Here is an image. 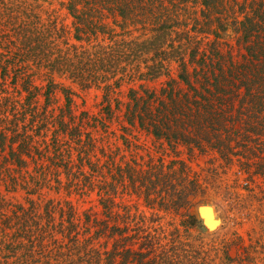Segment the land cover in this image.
I'll use <instances>...</instances> for the list:
<instances>
[{
  "label": "rangeland",
  "instance_id": "obj_1",
  "mask_svg": "<svg viewBox=\"0 0 264 264\" xmlns=\"http://www.w3.org/2000/svg\"><path fill=\"white\" fill-rule=\"evenodd\" d=\"M251 1L211 0L206 6L203 0H140L135 9L133 4L136 17L132 13L119 17L124 28L115 29L120 33L115 34L120 39L116 50L131 54L129 64L120 60L126 76L121 86L106 95L104 84L113 83L114 78L83 88L50 69L48 63L56 48L63 52L74 46L106 45L112 42L108 34L94 39L90 33L85 40H76L74 19L67 9L69 0H0L1 19L15 17L27 25L32 21L33 31L36 29L25 36V44L1 41L0 54L19 53V66L28 70L32 86L39 87L40 100V133L35 137L40 165L15 169V185L2 180L5 173H0V264H264V118L262 128L251 132L242 118H252L240 111L238 132L231 130L220 137L229 136L228 148L212 144L215 137H207L195 126L196 121L187 117L177 121V129L189 130L187 139L173 136L172 128L169 137H158L149 121L155 116L159 123L156 107L162 108L160 101L172 106L162 92L169 89L171 81L178 83L182 61L192 84L176 85L175 90L180 88L177 98L198 107L204 104L202 96H209L201 83L210 75L209 69L220 66L239 72L262 60L252 55V40L244 39L238 22L244 17L239 12L241 4L250 7ZM170 15H176L177 22L168 20L171 30L165 29L158 43L167 51V68L151 77L147 74L154 68L145 66L152 64L154 51L146 46L160 19ZM39 35L40 42H31ZM41 35H48L44 43ZM143 41L147 42L142 45ZM44 44L49 48L43 49ZM256 47L263 56L260 45ZM138 52H142L140 57ZM164 59L157 57L155 62ZM19 82L20 78L16 87ZM50 82L57 88L46 103L44 94ZM62 88L71 91L70 107L75 121L81 120L91 136L90 146L85 144V135L78 139L68 130H60L58 115L68 118ZM131 90L136 93L132 95ZM104 99L110 103L109 111ZM145 100L147 110L143 108ZM134 106L130 117L127 112ZM83 146L94 152L93 160H99L105 183L100 190L87 184L77 188L67 185L70 179L85 181L81 172L94 173L90 180L100 179L98 171L88 170L83 163L86 159L81 160L78 150ZM68 148H73L70 157ZM4 153L0 152V160ZM7 167L15 168L9 162ZM149 180L161 185L145 191ZM33 188L36 191L32 193ZM204 200L212 203L222 219L213 233L198 227L197 207ZM67 212H73L72 219L78 224L71 232Z\"/></svg>",
  "mask_w": 264,
  "mask_h": 264
},
{
  "label": "trees",
  "instance_id": "obj_2",
  "mask_svg": "<svg viewBox=\"0 0 264 264\" xmlns=\"http://www.w3.org/2000/svg\"><path fill=\"white\" fill-rule=\"evenodd\" d=\"M138 1L140 0H69L67 9L74 19V37L76 40H85V35L88 38L91 33L94 39H97L100 35L108 34L112 42L106 45L98 43L91 48L84 45L79 47L74 46L72 48H66L63 52L56 48L55 56H53L48 63L50 69L78 82L83 88L100 86L114 78L113 83L104 84L106 95L109 92H113V89L121 86L122 80L126 76L124 75L126 67L120 64V60L129 64L127 60L130 59L131 54L124 52V50H121V52L116 50L120 45V39L116 36H119L120 33H117L115 29L117 27L121 29L124 28L123 25L119 24V17H124L129 13H132L133 16L136 17V14L133 13V4L135 9V7L139 5L137 3ZM158 1L163 2L164 0ZM210 2L211 0H203V4L206 6L209 5ZM243 2L246 3L245 1ZM250 7L249 4L245 6L241 4L239 8V12L244 13L243 19L238 21L240 24V31H243V37L246 41L252 40V46H250L251 50L254 49L252 55L262 60L256 63L251 62V64L246 67V70H241L239 72H232L231 68H226L224 70L220 68V66H218L220 70H218V68L217 70L209 69L210 75L208 74L206 79L201 82L202 85H204L202 89L206 90L209 96H202L204 98V104L198 107L189 104L190 101H188L189 103L187 104L181 102L183 99L180 97L177 98V95L180 93V88L175 90L176 85H180V82L187 85L192 84L190 74L186 70V63L182 61L180 63L181 73L178 75V83L175 84L171 81L167 85L169 89H165L162 92L170 99L172 106L169 107L164 101H160L162 108H159L160 106L156 107V116L159 117V123H156L155 116L153 119L149 120L156 136L169 137V132L172 128L173 136H178L180 139H187L188 137L185 134H189V130L185 132V130L177 129L180 126L177 121L181 120L182 117H187L189 120H193V122L196 121L195 126L198 127L199 130L203 129L207 137H215L216 142L212 144L218 147H222V145L225 144L228 148L226 141H228L227 139L229 136L226 139H220V137L225 132L230 133L231 130L238 132L239 129L236 127V124L239 123V119L242 118H239L240 116L237 117L240 111H243L242 114H246L248 117L252 118V120L242 118L245 120L244 124L249 125L251 132L252 130H257V128H262L260 124L262 123V117L264 118V0H252ZM109 19H111V21H109ZM168 20L177 22L176 15H170L168 18L166 17L165 20L160 19V24L156 29L153 40L146 46V49H152L154 51L153 56L150 58L152 64L145 66L146 68H154L152 73L147 74L151 77L158 74L163 69V71H166L167 68L164 64V58H167V51L166 49H160L158 43H160L159 41L164 36V30H171L172 26L170 25L171 23L168 24ZM209 31L214 34V31L210 29L208 32ZM34 32H36V29L33 31L32 21L27 25L26 22L19 21L15 17L12 19L8 17L6 21L0 17V43L4 40L8 41L7 45H12L16 40H19L20 44H25V36ZM47 38L48 35H41L43 43ZM121 40V43H124V39ZM32 41L40 42V35L36 38L33 36L31 38V42ZM129 42L132 43L133 46L136 45L134 41L129 40ZM145 42L147 41H143L141 44L144 45ZM257 44L260 45V53H262L263 56H259L257 53ZM38 46L40 48V44H38ZM42 47L43 49L49 48L46 44ZM141 49L144 50L145 47L142 46ZM27 52L25 51L24 54ZM49 53L50 51L48 54ZM141 53L138 57L141 56ZM18 55L19 53L16 52L0 54V152H5L0 160V173H5L2 175V180H10L12 185H15L13 183L17 181V178L12 175L15 169H27L31 164H34V166L40 165L38 158L40 157V150L35 141V137L40 133L39 87L32 86L31 75L28 73V70L19 66L21 60L17 59ZM156 56L164 60L155 62ZM139 60H142V58H138V61ZM11 73H13L12 80L9 81ZM216 73L218 74L216 75ZM117 74H121V76L116 78ZM211 76H213L214 81L211 80ZM19 78L21 82H19L17 84L18 87H16L15 84ZM55 87L56 84L50 82L44 94L46 103L50 100V95L53 94L52 92H54ZM212 88H215V90L212 91ZM198 90L199 89L195 87V91L201 94ZM62 91L65 95L68 118H62V114L58 115L57 123L60 130H68L69 134L74 137H79L78 139L85 135V144L89 143L90 146L89 141L91 140V136L84 131L86 127L82 124L81 120L78 122L75 121L76 117L70 107L72 103L71 91L66 88H62ZM23 93L25 94L24 96H22ZM130 93L134 95L136 90H131ZM153 96L154 94L151 93L150 97ZM104 100L107 101L105 108L109 111L110 103L107 99ZM200 101H202L201 97ZM200 101L195 100V103L201 104ZM229 101L231 103L228 106ZM146 102L147 100H145L143 106L145 110L149 107L146 105ZM243 105L245 106L243 107ZM143 108H141L142 111ZM134 111L135 106L130 108L127 114L130 112L131 117ZM233 118H235L236 121L233 120ZM66 119L69 120L66 121ZM53 120L55 124L56 118ZM47 123H49L48 120L46 121V125ZM212 131H215L214 135L211 134ZM7 143H9V145ZM14 143H16V145H12ZM84 146L82 148L80 147L78 154H80L81 160L86 159L83 163L89 167L88 170L91 169L94 170V172L95 170L98 171L100 179L96 177L90 180L89 178H91L94 173L90 175V173L81 172L85 181L81 182L70 179L71 182L67 185L70 186L74 184V187L77 188L80 187L79 185L84 186L87 184L90 188H98V190H100L103 186L105 187V183L102 180L101 170L98 168L99 160H93L96 158L94 152L90 149H84ZM72 149L73 148L66 149V153H68L69 157L73 152ZM35 155H37V157H35ZM7 162L15 166V168H5ZM67 164L69 165V160ZM38 169H40V166ZM70 172L71 170H69L66 175L68 176ZM129 176L130 179H133L131 175ZM137 177L139 176L137 175ZM88 179L89 181H86ZM144 184L145 183H142V186H144ZM157 185L161 184L155 183V180H149L147 181L145 191H148L152 187L155 189ZM38 187H40V185ZM14 188H16V186H14ZM35 191L36 188L31 189L32 193ZM67 214L68 218L66 219V223L69 225L68 231L71 232L72 229L77 228L78 224L74 223L77 220L72 219L73 212H67ZM87 218L89 219V216H87ZM77 219L81 222L80 217ZM127 252L130 253V250H127Z\"/></svg>",
  "mask_w": 264,
  "mask_h": 264
},
{
  "label": "water",
  "instance_id": "obj_3",
  "mask_svg": "<svg viewBox=\"0 0 264 264\" xmlns=\"http://www.w3.org/2000/svg\"><path fill=\"white\" fill-rule=\"evenodd\" d=\"M197 212L199 216L198 227L204 233L215 232L222 223V219L217 214L214 206L209 200H204L201 204H199L197 207Z\"/></svg>",
  "mask_w": 264,
  "mask_h": 264
},
{
  "label": "bare ground",
  "instance_id": "obj_4",
  "mask_svg": "<svg viewBox=\"0 0 264 264\" xmlns=\"http://www.w3.org/2000/svg\"><path fill=\"white\" fill-rule=\"evenodd\" d=\"M208 220H209V216H208Z\"/></svg>",
  "mask_w": 264,
  "mask_h": 264
}]
</instances>
